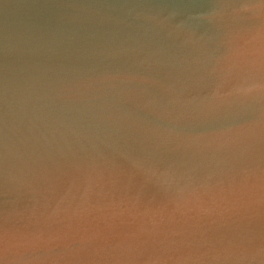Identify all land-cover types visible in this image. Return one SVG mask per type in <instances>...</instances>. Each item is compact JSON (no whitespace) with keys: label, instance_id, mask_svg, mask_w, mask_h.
Listing matches in <instances>:
<instances>
[{"label":"water","instance_id":"95a60500","mask_svg":"<svg viewBox=\"0 0 264 264\" xmlns=\"http://www.w3.org/2000/svg\"><path fill=\"white\" fill-rule=\"evenodd\" d=\"M0 264H264V0H0Z\"/></svg>","mask_w":264,"mask_h":264}]
</instances>
